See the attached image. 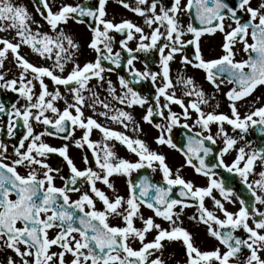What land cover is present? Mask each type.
<instances>
[{"label":"snow or ice","instance_id":"obj_1","mask_svg":"<svg viewBox=\"0 0 264 264\" xmlns=\"http://www.w3.org/2000/svg\"><path fill=\"white\" fill-rule=\"evenodd\" d=\"M33 2L39 20L0 0V33L8 34L0 36V92L15 94L0 99V264H166L172 243L182 244L184 264H264V93L255 95L264 88V0H118L142 23L109 19L108 0ZM69 21L87 25L92 58L81 62ZM217 34L220 50L206 58L202 37ZM217 94L229 113L217 111ZM143 124L183 164L173 170L141 138ZM69 142L84 151L83 168ZM116 143L134 159L120 156ZM53 154L67 172L49 164ZM185 166L205 183L185 179ZM188 208L216 242L210 249L183 226Z\"/></svg>","mask_w":264,"mask_h":264},{"label":"flooded vegetation","instance_id":"obj_2","mask_svg":"<svg viewBox=\"0 0 264 264\" xmlns=\"http://www.w3.org/2000/svg\"><path fill=\"white\" fill-rule=\"evenodd\" d=\"M55 2L58 5L62 4V3L75 4L77 2H80V0H57ZM89 2H91V0H89ZM107 12H108V18L113 19L115 22H119L121 19L127 18V19H132L136 23H142L141 18L135 16V14L129 12L127 9H124L118 3V0H108ZM186 19L187 18H185V20ZM71 22H72L73 26L75 28H78V30L82 33V35H80V36L76 35V37L75 36L74 37L79 42L86 41V43H87V41L90 37V32L87 28V25L86 24H77L74 21H71ZM66 31L69 32L70 34H72L71 31L68 30V26H66ZM83 35H85V40H84ZM117 39H119V37H117ZM221 42H222V38L219 34H217L215 36L205 35L204 37H202L201 47H202V51H203L205 57L208 58V57L216 56L220 50L219 46H220ZM90 58H92V53L90 55ZM90 58H88V55L86 54L85 60L90 59ZM240 58H241L240 56H237V59H240ZM6 67L11 68L12 65L6 63ZM137 67L140 68L141 70L143 68L142 64H140L139 62H137ZM153 67H155V66H153ZM172 67H173V74H175V71L180 66L178 64L174 63ZM12 74L13 73H9L10 76ZM187 74L192 75L194 77V79L197 81V83L201 84L205 88L206 91H208V92L212 91L211 86L208 85L207 82L203 80V73L202 72L189 68L187 70ZM111 78L115 81L116 74L113 73L111 75ZM225 90H226V88H225ZM144 91L146 93L151 91L148 85L144 86ZM261 93H264V88L259 89L255 95L259 96V95H261ZM14 95L15 94H12L10 92H0V99H4L6 101L11 100L14 98ZM215 103H218L220 105L219 108L217 109V111L229 113L230 110L228 108V102L222 94H217L216 101L214 102V105H215ZM173 108L176 111H180L178 106L174 105ZM244 111H245V107H241V112L243 113ZM141 112H142V110L136 109L134 112L135 117L140 118ZM86 114L89 115L90 113L86 112ZM113 125H116V124H113ZM148 126L152 129V132L156 135L157 134L156 129L152 128L150 125H148ZM182 132H183L182 129L174 130V135H175V138L177 140H179L181 138ZM79 134L80 133L77 132V136H79ZM44 139L46 140V142H48L49 144H51L53 146H60L63 143H65V141L59 139L58 137H44ZM248 139L257 141L259 139V137H258L257 133H255L254 131H250ZM119 146L120 145L118 144V148L121 147V146L120 147ZM152 148L154 150L162 151L166 155L167 163L169 164L170 167L173 168V170H175V168L179 167L184 162V157L178 151H175L173 149H170V148H167L164 146H158L155 144H154V146H152ZM69 154L73 158L74 162L77 164L78 167H81V168L84 167L83 160H82V156L84 155L83 150L76 148L73 144H71L69 142ZM89 155H90V153H89ZM129 158H130V155H129ZM131 158L134 159V156L132 155ZM230 159H231V157H227V160L230 161ZM48 162L53 167H60L63 172H67L66 163L58 155H56V154L51 155L48 159ZM20 171L23 173L24 169H20ZM151 175H152V178L154 181H159L161 179L159 172L152 173ZM181 175L184 176L185 179L194 180V182L198 185H203L205 183L204 178L197 176V174H195L194 171L190 167L185 166L181 171ZM223 176L225 178H227L228 174L223 173ZM230 182L232 183L234 188H236L237 190H240V186L237 183V181L232 180ZM56 183H57V185H60L62 182L59 179H57ZM116 185L119 188V190L121 191V193H123L125 191V183H124L123 178H118L116 180ZM101 187H103V186H101ZM73 198H75V197H73ZM228 207L230 210H235L234 207L231 205H228ZM195 211H196L195 208L185 209V212L183 214V221H184L183 226L186 227L190 232L193 233L197 246H199L202 250L210 249L216 242L211 237H209L207 235L205 226L202 224H199L197 222H194L188 218L191 215H193L195 213ZM145 214L147 215V214H151V213L148 210H145ZM237 234H240V233H237ZM148 239H152V236L149 235ZM164 257L166 259V264H184L186 256L184 254L182 244L172 243L171 245H166L165 250H164ZM2 259H3V255L0 254V260H2Z\"/></svg>","mask_w":264,"mask_h":264},{"label":"rangeland","instance_id":"obj_3","mask_svg":"<svg viewBox=\"0 0 264 264\" xmlns=\"http://www.w3.org/2000/svg\"><path fill=\"white\" fill-rule=\"evenodd\" d=\"M55 1H57V0H55ZM14 3H17V4H23L24 6L27 7L28 11L32 14V16H33L35 19H37V20L40 19L39 14L36 12L35 5H34V3H33L31 0H14ZM67 26H68V30H70L71 33H72L75 37H76V35H79V36L82 35V33L78 30V28H75V27L73 26V24H72L71 21H69V23H68ZM78 31H79V32H78ZM4 35H8V34H6V33H0V36H4ZM83 36H84V40H85V35H83ZM80 44H81V50H82V53H83V54L81 55V57H80V60H81V62H83V61L85 60V56H86V54L88 55V58H90L91 51H90L89 49H87V47H86V45H87L86 41H82V42H80ZM22 51H23V53L27 54L29 50H28L27 48H25V49H23ZM29 58H30L33 62H36V61H37L35 55H32V56H30ZM86 115H87V114H86ZM98 119H100L102 123H106L109 127H112V128L117 129V130H121V131H123V129L120 128L119 125H113V124H111V123L108 122V121H104L103 118H98ZM136 119L139 120V118H136ZM142 126H143V129H144V132H143L141 138L145 139L146 142H147L151 147L154 146V142H153V140H154V136H155V134L152 132V129H151L147 124H143ZM128 134H129V135H132V133H130V132H129ZM100 138H101V134H100L98 131H95V132L93 133V135H92V139L95 140V139H100ZM120 146H121V145H120ZM120 146H119V147H120ZM116 150H117L118 154H119L120 156H122V157L129 158V155H130V158L132 157V154L129 153V152H128L123 146H121L120 148H118V143H116ZM125 155H126V156H125ZM130 158H129V159H130ZM131 159H132V158H131Z\"/></svg>","mask_w":264,"mask_h":264},{"label":"bare ground","instance_id":"obj_4","mask_svg":"<svg viewBox=\"0 0 264 264\" xmlns=\"http://www.w3.org/2000/svg\"><path fill=\"white\" fill-rule=\"evenodd\" d=\"M94 132H95V130H94ZM94 132H93V133H94Z\"/></svg>","mask_w":264,"mask_h":264}]
</instances>
